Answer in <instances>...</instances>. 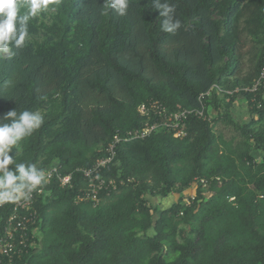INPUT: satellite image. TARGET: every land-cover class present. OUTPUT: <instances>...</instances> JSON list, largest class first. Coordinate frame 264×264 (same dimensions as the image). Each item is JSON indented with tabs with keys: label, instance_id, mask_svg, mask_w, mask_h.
Returning <instances> with one entry per match:
<instances>
[{
	"label": "trees",
	"instance_id": "trees-1",
	"mask_svg": "<svg viewBox=\"0 0 264 264\" xmlns=\"http://www.w3.org/2000/svg\"><path fill=\"white\" fill-rule=\"evenodd\" d=\"M170 2L182 24L174 35L161 30L153 0H128L123 16L108 0H51L30 20L25 47L0 53V118L12 109L44 115L10 155L72 174L70 187L54 179L36 197L35 246L14 264H264L261 95L256 109L251 95L212 91L211 123L190 118L185 137L157 132L120 143L102 174L124 185L95 207L77 199L86 181L76 170L105 156L115 134L142 125L139 104L195 109L213 86H250L264 65V0ZM240 35L249 45L245 73ZM238 97L248 104L246 122L232 116ZM217 124L236 137L225 139Z\"/></svg>",
	"mask_w": 264,
	"mask_h": 264
},
{
	"label": "built area",
	"instance_id": "built-area-1",
	"mask_svg": "<svg viewBox=\"0 0 264 264\" xmlns=\"http://www.w3.org/2000/svg\"><path fill=\"white\" fill-rule=\"evenodd\" d=\"M218 95H233L245 93L251 95V103L255 104L256 109L261 107V102L257 101V96L264 98V65L261 67L258 75L248 87H240L234 90H224L218 86H213L206 93H202L198 98V107L191 110L169 111L163 104L157 100H149L139 104L136 112L142 119V125L139 128L115 134L105 148V156L97 159L91 166L85 169H77L86 181V190L78 196V200L89 201L92 206L99 205L103 197L110 196L116 192L118 187L124 185V180L103 177V172L115 158V149L122 142L143 140L153 133L163 132L170 134L173 138L185 137L190 118H196L201 121L211 123L213 116L206 110L205 98L209 97L212 91ZM247 102V101H246ZM248 106V104H247ZM60 166L53 164L46 170L47 183L43 184L37 191H34L28 200H18L16 202H6L0 204V209L10 205L11 211L6 218L0 216V256L5 259V264H14L16 259H20L27 254L29 249L35 246L34 235L35 227L39 221V215L35 209L36 197L41 194L45 185H49L52 180H56L60 187H70L72 174L62 175L59 172ZM127 183L131 179L125 180ZM199 184L206 186L205 180H197ZM195 181L190 188L195 187ZM183 203L189 205L194 200V194L185 195L183 193Z\"/></svg>",
	"mask_w": 264,
	"mask_h": 264
},
{
	"label": "clouds",
	"instance_id": "clouds-1",
	"mask_svg": "<svg viewBox=\"0 0 264 264\" xmlns=\"http://www.w3.org/2000/svg\"><path fill=\"white\" fill-rule=\"evenodd\" d=\"M51 0H0V50L22 49L29 38V22L45 10ZM117 15L127 14L128 0H108ZM163 17L161 30L176 34L181 28L175 17L176 5L170 0H153ZM21 9L24 11L21 12ZM44 123L39 111L12 109L0 118V204L30 199L32 193L47 183L46 170L35 164L16 163L10 152ZM13 165L12 168L9 166Z\"/></svg>",
	"mask_w": 264,
	"mask_h": 264
},
{
	"label": "rangeland",
	"instance_id": "rangeland-1",
	"mask_svg": "<svg viewBox=\"0 0 264 264\" xmlns=\"http://www.w3.org/2000/svg\"><path fill=\"white\" fill-rule=\"evenodd\" d=\"M237 46H238V52L241 55V58H240V62H241L240 72L245 73V71H246V69L248 67V63H247V51H248V46L249 45L246 43V41H245V39H244V37L242 35H240V37H239V43H238ZM0 53L3 54V55H6L7 54V51L0 50ZM235 115H233V117H236L237 120L240 121V122H246L249 119V115L248 114H245L244 115L243 110L241 112H239L237 110V112H236ZM215 128H216L215 131L217 133H220L221 132V134L223 135V137L225 139L230 140L231 138H233V137L235 138L236 137V135L228 127L227 128H224L220 124H217L215 126ZM193 191H194V187H192L189 190L185 191L184 194L185 195H188L191 192H192V194H194ZM175 198L177 199V195H175ZM152 233H153V231H150V234H152Z\"/></svg>",
	"mask_w": 264,
	"mask_h": 264
},
{
	"label": "crops",
	"instance_id": "crops-1",
	"mask_svg": "<svg viewBox=\"0 0 264 264\" xmlns=\"http://www.w3.org/2000/svg\"><path fill=\"white\" fill-rule=\"evenodd\" d=\"M237 110H238L239 112H241V111L243 110L244 115H245V114H248V115H249V113H248V109H247V102H246V100L243 99L242 97H238V98L235 100L234 104L232 105V109H231L232 116L236 114ZM234 113H235V114H234ZM211 114H212V112H211ZM213 114H214V113H213ZM212 116H213V115H212ZM235 116H236V115H235ZM213 117H214V116H213ZM234 118H236V117H234ZM236 119H237V118H236ZM193 192H194V191H193ZM191 193H192V192H191ZM191 193H190V194H191ZM173 197H174V200H175V199H176V198H175V195H174ZM172 201H173V198L170 197V199L163 200V202L160 203V204H162L161 206L164 207V206H166L167 204H168V205L171 204ZM158 204H159V202H158Z\"/></svg>",
	"mask_w": 264,
	"mask_h": 264
}]
</instances>
